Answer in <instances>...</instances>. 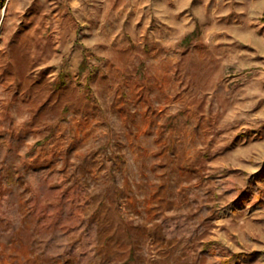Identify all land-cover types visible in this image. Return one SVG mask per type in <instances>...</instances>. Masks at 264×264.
I'll return each instance as SVG.
<instances>
[{
  "label": "rangeland",
  "instance_id": "obj_1",
  "mask_svg": "<svg viewBox=\"0 0 264 264\" xmlns=\"http://www.w3.org/2000/svg\"><path fill=\"white\" fill-rule=\"evenodd\" d=\"M262 16L264 0H0V199L21 216L8 236L0 215V264H64L26 241L37 167L85 192L87 264H264V206L248 211L264 199Z\"/></svg>",
  "mask_w": 264,
  "mask_h": 264
},
{
  "label": "trees",
  "instance_id": "obj_2",
  "mask_svg": "<svg viewBox=\"0 0 264 264\" xmlns=\"http://www.w3.org/2000/svg\"><path fill=\"white\" fill-rule=\"evenodd\" d=\"M264 25V16L260 19ZM59 175L48 167H37L27 170L26 178L32 227L29 231L27 243L34 255L49 258L52 261H64V264H87L93 254L96 243L97 228L94 222H89L84 216V209L88 202L84 201L85 192L75 187L64 188L56 182ZM56 182V183H55ZM245 201L251 197V192L245 190L242 194ZM264 206V199L260 192L248 211H254ZM229 214V211H224ZM3 213L13 218L8 231L11 236L20 227V214L16 206H10L4 199H0V215ZM79 239H76L78 238ZM9 237H0V241H8ZM25 240V239H24ZM212 243L206 244V249ZM260 254L232 253L224 257H234L241 264H254ZM224 260L219 264H228Z\"/></svg>",
  "mask_w": 264,
  "mask_h": 264
},
{
  "label": "crops",
  "instance_id": "obj_3",
  "mask_svg": "<svg viewBox=\"0 0 264 264\" xmlns=\"http://www.w3.org/2000/svg\"><path fill=\"white\" fill-rule=\"evenodd\" d=\"M70 35H68L69 36V39H70V41H71V43L73 42V40H74V35L72 34V33H69ZM65 36V35H64ZM232 263L231 264H234V261H231Z\"/></svg>",
  "mask_w": 264,
  "mask_h": 264
}]
</instances>
